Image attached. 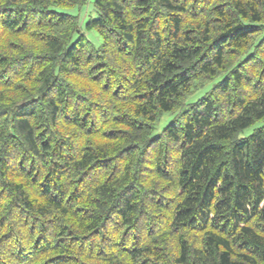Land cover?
I'll return each mask as SVG.
<instances>
[{"label":"trees","instance_id":"16d2710c","mask_svg":"<svg viewBox=\"0 0 264 264\" xmlns=\"http://www.w3.org/2000/svg\"><path fill=\"white\" fill-rule=\"evenodd\" d=\"M87 2L0 0V264H264V0Z\"/></svg>","mask_w":264,"mask_h":264},{"label":"rangeland","instance_id":"374dc122","mask_svg":"<svg viewBox=\"0 0 264 264\" xmlns=\"http://www.w3.org/2000/svg\"><path fill=\"white\" fill-rule=\"evenodd\" d=\"M92 5H93V0H88L87 5H86L87 6L86 7V10H84L83 15L81 14V18L85 19V17L87 16V14H89L92 11ZM70 12H72V11H69V13ZM92 16H95V14L93 13ZM88 38H90V41L93 43V45L98 46L100 44V38L95 33L88 34ZM213 83H214V81L208 83L202 89H200L197 92H195L194 95L192 97H190L187 102H194V101H196L199 97H201L205 92H207L211 88V86H212ZM169 119H170L169 117L163 118L162 121L157 126V131H160L165 126V124L167 123V121H169ZM261 125H262L261 122L255 123L251 127H249L247 129H245L244 131H242L239 134V137L240 138L248 137L249 135H251L254 132L255 129H257Z\"/></svg>","mask_w":264,"mask_h":264}]
</instances>
